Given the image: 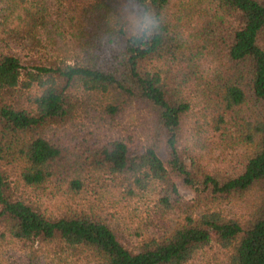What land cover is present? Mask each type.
<instances>
[{
  "label": "trees",
  "instance_id": "1",
  "mask_svg": "<svg viewBox=\"0 0 264 264\" xmlns=\"http://www.w3.org/2000/svg\"><path fill=\"white\" fill-rule=\"evenodd\" d=\"M0 264H264V0H0Z\"/></svg>",
  "mask_w": 264,
  "mask_h": 264
},
{
  "label": "rangeland",
  "instance_id": "2",
  "mask_svg": "<svg viewBox=\"0 0 264 264\" xmlns=\"http://www.w3.org/2000/svg\"><path fill=\"white\" fill-rule=\"evenodd\" d=\"M119 47L116 42L110 39H105L103 42L102 56L99 62V68L106 72H115L119 70ZM128 128L131 129L132 124L128 121ZM132 130V129H131ZM182 195L186 198L191 196L190 193L182 190ZM11 251L10 253H13ZM10 257L16 258L17 255L10 254Z\"/></svg>",
  "mask_w": 264,
  "mask_h": 264
}]
</instances>
